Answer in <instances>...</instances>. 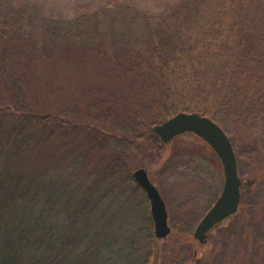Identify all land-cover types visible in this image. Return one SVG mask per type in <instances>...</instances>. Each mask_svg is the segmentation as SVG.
<instances>
[{"label":"trees","instance_id":"trees-1","mask_svg":"<svg viewBox=\"0 0 264 264\" xmlns=\"http://www.w3.org/2000/svg\"><path fill=\"white\" fill-rule=\"evenodd\" d=\"M180 112L217 123L249 163L245 208L264 181V0H176L159 15L96 0L72 17L0 0V264L161 263L132 174L163 156L153 129ZM137 199L147 224L116 230ZM249 230L233 264L252 249L264 264ZM115 235L121 263L100 259Z\"/></svg>","mask_w":264,"mask_h":264},{"label":"rangeland","instance_id":"rangeland-1","mask_svg":"<svg viewBox=\"0 0 264 264\" xmlns=\"http://www.w3.org/2000/svg\"><path fill=\"white\" fill-rule=\"evenodd\" d=\"M31 1L38 4L49 17H72L82 9L88 8L91 3L96 0ZM120 1L134 3L140 9L148 10L159 15L165 3H171L176 0ZM240 154L247 158L252 155V152L247 148H242ZM241 165V167L238 166L240 176L247 171L249 163ZM143 168L147 171L150 180L165 201L169 226H171L169 236L157 242L162 256L161 263L158 262V264L163 263V256L165 257L168 253L170 245L175 247V249H173L174 252L171 253L172 257L170 258L172 264H199L200 258L204 256H201V254H208L210 251H212L213 255L211 256L209 253V260L204 261V264H233L240 255L241 247L245 245L243 241L242 243L239 242L240 231H246L250 228L249 232H251L252 236L258 235L259 238H264L263 181L256 186L251 196L245 201L246 207L241 209V216L223 222L212 233L213 237H216V242H221L226 239V234L228 232L232 234L233 231L235 233L238 230L236 232L237 240H233L232 243L223 244L222 247L220 246L217 249L209 245L204 248H199V245L193 242L191 234L195 227L191 229L185 228L182 225V221L195 225L204 215L206 208L211 202L210 198L215 193H217L218 196L221 193L224 181L223 169L218 157L213 150L196 135L185 133L177 136L167 144L163 156L158 161L146 164ZM139 199H142V197H139ZM139 199H137L136 202L138 208L132 209V203L128 206L124 219L125 221L122 222L123 225L121 224L124 228L119 229L121 227H114L116 230H122V232H124L126 230L125 227H128V225H130V228L133 226H136L133 228H139L137 227L139 222H141L142 225L147 224V220L144 217L145 207L142 200ZM117 237L118 236L115 235L111 238V243L108 248L99 249L100 259H103V256L106 254H109L114 256L116 263L124 261V247ZM188 244H191L193 249L197 250V255L194 257H192L191 254L193 250H187L186 248ZM258 257H260L259 251L252 249L250 257V259L253 258L252 264L254 263V258ZM203 259H205V257H203Z\"/></svg>","mask_w":264,"mask_h":264},{"label":"water","instance_id":"water-1","mask_svg":"<svg viewBox=\"0 0 264 264\" xmlns=\"http://www.w3.org/2000/svg\"><path fill=\"white\" fill-rule=\"evenodd\" d=\"M153 131L164 144L169 143L176 136L192 133L207 143L220 160L224 176L221 194L193 234L195 239L203 242L207 231L226 217L233 215L240 202L241 180L233 144L217 123L197 113H177L156 125ZM132 178L144 190L149 200L155 238L166 239L171 228L168 225L166 206L159 191L150 181L144 168L135 170Z\"/></svg>","mask_w":264,"mask_h":264},{"label":"flooded vegetation","instance_id":"flooded-vegetation-1","mask_svg":"<svg viewBox=\"0 0 264 264\" xmlns=\"http://www.w3.org/2000/svg\"><path fill=\"white\" fill-rule=\"evenodd\" d=\"M137 184V183H136ZM137 186H138V184H137ZM139 187V186H138ZM140 188V187H139ZM142 191H143V189L142 188H140ZM240 190L242 191V184H241V187H240ZM144 192V191H143ZM214 194V193H213ZM220 195V194H219ZM144 196H145V198H146V200L148 201V205H149V200H148V198H147V196H146V193L144 192ZM218 194H217V197L215 198V200L213 201V202H210V204L208 205V207L206 208V210H205V213H204V215L207 213V211L208 210H210V208L215 204V202L217 201V199H218ZM212 198L213 197H211L210 198V200L212 201ZM240 205H241V200H240V203H239V206H238V208H237V211L233 214V215H231V216H228L226 219H224L223 221H221V222H219V223H217V224H215L212 228H210L209 229V231H207V233L205 234V238H204V240H203V242H200L198 239H195L194 238V236H193V234H194V232H195V230H196V227H197V225H198V223L200 222V220L204 217V215L202 216V218L194 225V224H190V223H186V222H184V221H182V222H184V224L185 225H187V226H189V228H193V227H195L194 229H193V232H192V234H191V237H192V239H193V242H196L199 246V248H202V247H206V246H211V247H214L215 248V244H218L219 246H223V244H228V243H232V241L233 240H237V236H236V232L238 231H236L235 233H234V231H233V233L231 234L230 232H228L227 234H226V239H224V240H222L221 242L219 241V242H216L217 240H216V237H213V232H214V230L217 228V227H219L223 222H226V221H228V220H230V219H232V218H237V217H240L241 215H240V211H241V207H240ZM149 215H150V210H149ZM151 222H152V219H151ZM168 222H169V218H168ZM171 227V226H170ZM152 228H153V222H152ZM245 233V230H243V231H240V236H239V242L240 243H242V241H243V234ZM234 234V235H233ZM230 238H233V239H230ZM192 243V242H191ZM187 250H193L192 251V257H194L195 255H197V250L196 249H193V246L191 245V244H188L187 245ZM210 254L212 253V251H210L209 252ZM201 255H204V254H201ZM202 258V257H201ZM200 258V259H201ZM164 261L166 260L165 258L163 259ZM207 260H209V259H207ZM172 262V261H171ZM169 263V264H172V263ZM164 264H165V262H163ZM162 263V264H163ZM183 264H185V263H183ZM200 264V263H199ZM201 264H204V263H201Z\"/></svg>","mask_w":264,"mask_h":264}]
</instances>
